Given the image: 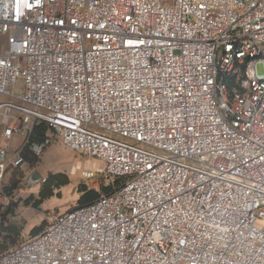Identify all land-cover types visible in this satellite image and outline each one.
Here are the masks:
<instances>
[{
	"label": "built area",
	"instance_id": "1",
	"mask_svg": "<svg viewBox=\"0 0 264 264\" xmlns=\"http://www.w3.org/2000/svg\"><path fill=\"white\" fill-rule=\"evenodd\" d=\"M0 98V210L52 136L119 180L0 264H264V0H0Z\"/></svg>",
	"mask_w": 264,
	"mask_h": 264
},
{
	"label": "rangeland",
	"instance_id": "2",
	"mask_svg": "<svg viewBox=\"0 0 264 264\" xmlns=\"http://www.w3.org/2000/svg\"><path fill=\"white\" fill-rule=\"evenodd\" d=\"M258 72H260L259 67ZM11 116L16 117V114L12 113ZM10 123L14 124L15 121L11 120ZM21 137L23 140L25 135H16L11 140V150L14 151L21 146ZM52 139V143L44 149L35 163H26L24 170L18 171L20 173H15V175H11L13 171H9L5 178V184L13 188L10 190V203L7 206L12 204L11 209L4 212L5 225L15 230L11 237V245L34 236L31 234L34 228H38L41 232L55 216L75 208L80 196L78 190L83 187L86 190L100 191L101 189L100 179H86L81 176L80 170L73 172V169L77 166H81L83 169L86 166L95 172L99 167L104 168V163L99 159L83 156L68 149L57 137L52 136ZM34 171L40 174V182L32 185L25 184L27 177ZM55 177L66 179L67 183L59 187H54L51 184L53 195L44 199L38 207H34V202L39 199V192L45 187L46 180L54 181ZM15 179L21 180L17 186L13 185ZM254 225L262 226L263 222L257 221Z\"/></svg>",
	"mask_w": 264,
	"mask_h": 264
},
{
	"label": "trees",
	"instance_id": "3",
	"mask_svg": "<svg viewBox=\"0 0 264 264\" xmlns=\"http://www.w3.org/2000/svg\"><path fill=\"white\" fill-rule=\"evenodd\" d=\"M47 134H48V129H47V126L45 124H39V125L35 126L34 135H35V137H37V139H41V138L45 137ZM21 155L23 156L26 163H35L37 161V158L34 157L33 155H31L27 151V149H24L21 152ZM15 173L18 174L20 172L13 171L11 175H13V174L15 175ZM118 181L119 180H117V179H112L109 181V183L107 185H102L101 189H100L101 193L99 190H95V189L86 190L84 187L82 189L78 190V193L80 194V196L78 198L76 207L90 203L93 200L97 199L101 194L108 193V192L112 191L116 187V185L119 183ZM20 182H21L20 179H15L13 185L17 186V183L19 184ZM66 183H67L66 179H61L58 177H55L54 181L49 180V179L46 180V182H45L46 185L41 190V192H39V199L34 202V207H38L44 199L53 195V192L51 189L52 186L59 187L60 185H65ZM51 184H52V186H51ZM3 190L5 192L10 193V190H13V188L11 186L5 185ZM10 195H11V193H10ZM11 205L12 204H10V206ZM10 206L0 210V230L2 233L0 236V252H4V251L8 250L9 248L20 243V242H18L16 244L11 245V237H12L15 230H14V228L7 227L5 225V220H4L5 214H4V212L9 211L11 209ZM48 225H49V223H48ZM37 232H39V229L34 228L31 232V234L36 235Z\"/></svg>",
	"mask_w": 264,
	"mask_h": 264
},
{
	"label": "water",
	"instance_id": "4",
	"mask_svg": "<svg viewBox=\"0 0 264 264\" xmlns=\"http://www.w3.org/2000/svg\"><path fill=\"white\" fill-rule=\"evenodd\" d=\"M41 180V176L38 172L34 171L32 172L26 179L25 184L32 185L34 183H38ZM1 230H0V236H1Z\"/></svg>",
	"mask_w": 264,
	"mask_h": 264
}]
</instances>
